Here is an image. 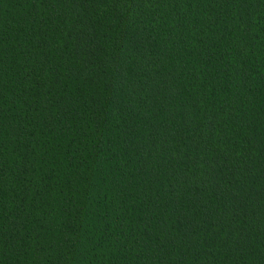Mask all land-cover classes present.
<instances>
[{
  "label": "trees",
  "instance_id": "1",
  "mask_svg": "<svg viewBox=\"0 0 264 264\" xmlns=\"http://www.w3.org/2000/svg\"><path fill=\"white\" fill-rule=\"evenodd\" d=\"M0 264H264V0H0Z\"/></svg>",
  "mask_w": 264,
  "mask_h": 264
}]
</instances>
